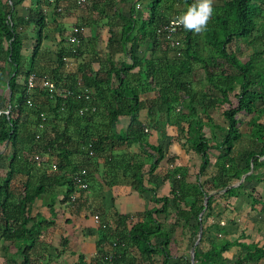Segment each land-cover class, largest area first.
Listing matches in <instances>:
<instances>
[{"label":"trees","instance_id":"trees-1","mask_svg":"<svg viewBox=\"0 0 264 264\" xmlns=\"http://www.w3.org/2000/svg\"><path fill=\"white\" fill-rule=\"evenodd\" d=\"M23 1L0 0V80L8 79L9 90L2 105L9 111L0 114V146L11 150L8 175L0 177V235L16 243L17 264L53 260L40 263L35 254L41 231L54 223L53 217L30 215L36 198L46 193L55 198V187H59L60 201L76 205L83 193L118 182L139 193L151 191L152 201L159 205L142 213L114 212L110 218L99 209L95 256L88 260L79 254L75 264H191L190 249L200 227L194 264H252L264 258V244L229 241L218 223L206 221L215 204L223 206L216 213L221 219L225 211L236 209L239 198L264 216V0L214 1L207 30L195 34L182 27L174 34L177 45L159 35L157 28L183 13L194 0L145 4L142 0H105L107 5L102 6L98 0L80 4L38 0L42 6H53L57 15L71 6L70 1L87 6L89 12L107 18V25L115 22L108 13L126 3V12L116 14L119 21L115 25L120 29L110 30L106 58L99 69L92 67L94 57H83L81 47L73 54L60 44L49 72L34 65L45 37L44 15L37 8L28 20L15 17ZM59 6L62 9L57 11ZM98 16L90 15L77 24L95 32ZM31 18H36L37 38L27 64V38L18 26L30 24ZM143 45L147 47L142 49ZM70 53L75 57L74 67L65 69L62 57ZM32 72L38 77L51 76L73 95L50 97L40 80L29 93L27 77ZM78 80L90 90L87 99L76 97ZM29 97L32 106L26 102ZM219 107L224 123L214 116ZM123 119L126 126L118 129ZM166 124L177 126L173 139L187 156L196 158L190 171L191 162L182 164L178 155L168 156L162 179L170 182V190L156 196L157 185L148 187L145 183L150 180L145 175L154 176L166 151L161 143H150L148 136L152 131L165 136ZM88 144L93 149L91 156L84 150ZM82 168L86 169L85 189L74 183ZM13 174L24 176L25 181L12 186ZM213 227L221 235L212 234ZM176 229L182 237L188 235L187 251L177 256L183 259L171 262L170 235ZM235 245L244 251L227 262L222 253Z\"/></svg>","mask_w":264,"mask_h":264},{"label":"crops","instance_id":"crops-1","mask_svg":"<svg viewBox=\"0 0 264 264\" xmlns=\"http://www.w3.org/2000/svg\"><path fill=\"white\" fill-rule=\"evenodd\" d=\"M142 1L145 4L150 0ZM105 2V0H98L97 5L102 6L106 4ZM70 3L71 6L67 9L65 7V10L59 15L52 12L53 6L49 4H47L49 6H42L38 0H24L16 7L14 16H22L24 20L29 19L34 9L41 8L42 10L43 7L47 8V15H45L46 26L43 28L45 37L42 38L40 47L34 56V65L39 67V69L49 72L55 66L57 59L56 51L60 44H63L67 49L70 47L66 40L69 32L68 28H66L68 25L72 27L90 15L95 14V16H98L96 12H89L87 6L73 5L72 1ZM118 8L120 10L115 8V10L108 13L110 21H115L114 23L107 25L108 19L98 16L95 32L91 29L92 27L86 26V33L79 48L84 49L83 57L86 60L90 59L91 56L95 58L92 61V67L95 70L99 69L101 67L100 64L105 61L110 30L117 31L120 29L119 26L115 25L119 21L116 14L119 11L126 12V3H121ZM35 19L31 18L30 24L27 23L26 25L24 22L18 26V31L26 34L27 38L25 41V56H29L32 53L33 41L31 39L34 33L33 26L36 21ZM61 38L64 39L63 42H59ZM146 47L147 45H143L142 49ZM81 60L82 58L79 57L78 62H81ZM7 80H0V106L5 105L4 100L9 95ZM39 98L45 103V96L41 95ZM124 126H126V119L121 121L118 129H124ZM176 135L177 126L166 124L165 136L160 137L156 131H152L148 136L150 143L157 144L159 142L166 151V157L160 161L158 169L154 172V176L145 175L150 180H145V184L148 187L157 185L154 187L156 196L167 195L170 190V182L162 179V175L168 166L166 161L168 156L173 154L178 155L179 161L182 164L191 162L190 171L193 169L192 164L196 156H187L180 149L176 140L173 139ZM124 146L122 145L120 149ZM10 155L11 150L4 145L0 146V177L2 178L8 175L11 160ZM177 160L176 162H178ZM100 167L101 164L98 168L100 169ZM22 181H25L24 176L13 174L12 186H18ZM55 189L58 193L55 198H51L50 193L42 194L32 202L30 207V215L40 214L44 218L53 217L54 220L51 226L41 231L40 245L35 253L40 263L45 262L48 258H53L49 264H75L79 254L84 255L88 260L94 257L96 241L99 238L98 228L101 223L99 216L97 220L94 219V214H97L99 209H103L107 217L110 218L114 212L120 214L142 213L148 208L159 205L152 201L151 191L139 193L131 185L122 182H118L112 187L102 186L99 189L93 188L83 193L81 198H76L74 202L76 205H72L70 201L61 202L62 192L57 191V189H60L59 187H55ZM53 201L54 203L51 204ZM235 207L236 209L233 211H225L220 219L216 213H221L223 206L221 203L215 204L212 214L206 219L207 223H218V228L223 230V237L229 241H239L246 244L256 243L258 246L264 244V216L257 210H251L249 205L241 201V198L237 199ZM211 232L212 234L218 233L221 235V230L218 232L215 227L212 228ZM187 236L185 238L182 237L178 229L170 235L169 253L173 256L170 259L171 262L178 258L183 259L177 256H184L187 251ZM64 239L66 240L65 244H63ZM176 242L180 244L178 243L177 245ZM242 250L241 246H232L229 250L222 253V257L227 262L235 261ZM156 259H160V256H157ZM19 260L16 243L10 242L0 235V264H17ZM252 264H264V258Z\"/></svg>","mask_w":264,"mask_h":264},{"label":"built area","instance_id":"built-area-1","mask_svg":"<svg viewBox=\"0 0 264 264\" xmlns=\"http://www.w3.org/2000/svg\"><path fill=\"white\" fill-rule=\"evenodd\" d=\"M48 3H52L53 0H43ZM87 0H75L76 4L80 3H85ZM57 11H60L62 8L59 6L56 8ZM44 18L45 15H47V8L42 9ZM176 16L175 15L171 18H169L166 22L162 23L158 28H157V33L159 35L165 36L169 43L171 45H177L178 41L174 38V34L178 32L179 30L182 29V27H174L171 24V20L174 19ZM86 33V27L84 25H73L70 29V31L67 34L66 40L69 43V48L71 49V53H76L77 48L80 46L81 41ZM65 54L62 57V64L65 69L66 68H71L74 67V55L73 54ZM40 80V87L47 90L49 93V96L52 97L53 95H56L58 97L66 98L69 95H73V91L69 88H66L61 85L60 82L54 80L51 76L49 75H42L38 77L34 72L30 73L27 77V87H28V92L30 93L34 88L35 85L37 84L36 81ZM78 84L80 86V92L76 94V97H84L87 99L89 97V92L90 90L84 86V84L81 82V80H78ZM27 104L29 106L33 105L32 99L29 97L26 100ZM9 109L8 106L0 108V114L1 113H8ZM83 109H79V112L81 113ZM147 130V129H146ZM85 152L87 153L88 156L93 155V149L90 147V144L86 145L84 148ZM38 158V157H36ZM86 174V169L82 168L79 171L76 172L74 176V183L76 186L80 189H85L87 188V181L85 178ZM94 219H98V215L94 214ZM95 256V255H94Z\"/></svg>","mask_w":264,"mask_h":264},{"label":"clouds","instance_id":"clouds-1","mask_svg":"<svg viewBox=\"0 0 264 264\" xmlns=\"http://www.w3.org/2000/svg\"><path fill=\"white\" fill-rule=\"evenodd\" d=\"M213 3L214 0H194L183 13L171 20L172 26L183 27L195 34L204 33L214 14Z\"/></svg>","mask_w":264,"mask_h":264},{"label":"rangeland","instance_id":"rangeland-1","mask_svg":"<svg viewBox=\"0 0 264 264\" xmlns=\"http://www.w3.org/2000/svg\"><path fill=\"white\" fill-rule=\"evenodd\" d=\"M33 25V24H32ZM66 28H68V30L70 31L71 29V26H67ZM37 31L35 30V32L33 33V38L31 39V41H34L36 40L37 38ZM30 59H31V55L29 56H25V61H27V64H29L30 62ZM3 79H6L5 77ZM222 109L221 107H219L218 109H216V111L214 112V116L216 117V120L219 121L220 123H224V119L223 117L221 116V112H222ZM175 132V131H174ZM174 134V133H173Z\"/></svg>","mask_w":264,"mask_h":264},{"label":"water","instance_id":"water-1","mask_svg":"<svg viewBox=\"0 0 264 264\" xmlns=\"http://www.w3.org/2000/svg\"><path fill=\"white\" fill-rule=\"evenodd\" d=\"M243 177L240 179L239 182H241L243 180ZM206 201H207V197H205V199H204V204H206ZM201 234H202V228L200 227L199 232H198V237H197L196 241L194 242V245L190 249V261H191V264H194V262H195V259H194V247L199 242V239L201 237Z\"/></svg>","mask_w":264,"mask_h":264}]
</instances>
